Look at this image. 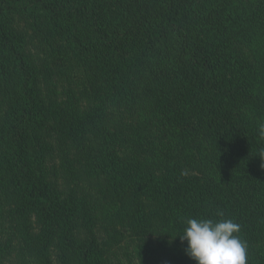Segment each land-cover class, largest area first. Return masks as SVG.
<instances>
[{
  "label": "trees",
  "instance_id": "1",
  "mask_svg": "<svg viewBox=\"0 0 264 264\" xmlns=\"http://www.w3.org/2000/svg\"><path fill=\"white\" fill-rule=\"evenodd\" d=\"M0 102V264H118L149 228L194 264L176 236L218 210L264 264V0H0Z\"/></svg>",
  "mask_w": 264,
  "mask_h": 264
},
{
  "label": "clouds",
  "instance_id": "2",
  "mask_svg": "<svg viewBox=\"0 0 264 264\" xmlns=\"http://www.w3.org/2000/svg\"><path fill=\"white\" fill-rule=\"evenodd\" d=\"M258 134L264 139V123L259 125ZM216 215L220 219L215 221L186 219L182 234L176 236L181 243L186 242L185 255L194 264H247L248 246L239 236L241 225L224 218L223 211L218 210Z\"/></svg>",
  "mask_w": 264,
  "mask_h": 264
},
{
  "label": "rangeland",
  "instance_id": "3",
  "mask_svg": "<svg viewBox=\"0 0 264 264\" xmlns=\"http://www.w3.org/2000/svg\"><path fill=\"white\" fill-rule=\"evenodd\" d=\"M23 21L25 20H21L22 23H20L18 26H16L18 29V31L21 29L23 34H26L28 37L24 38L25 41H23L21 38H19V40L23 43L24 42V49L27 53L31 54L34 56V61L35 64L37 65V67L42 66L41 63L43 64H47L50 63V50H55L58 49L59 46L63 47V41L59 42L58 40L54 41H43L44 39H42L41 37H39L33 30L32 25L30 23L29 20V25L27 26ZM31 36V37H30ZM39 59V60H38ZM49 83H54L52 81H50ZM40 87L42 88L44 86L45 83H41L40 82ZM4 118V108H3V104H1L0 102V125L3 124L2 119ZM87 186H84V190L89 192V194H92V190H90L89 188L87 189ZM101 201V197H99L97 199V202L100 203ZM87 209H91V207H88ZM88 211V210H87ZM89 212V211H88ZM92 213L90 212V215ZM92 216V215H91ZM98 221H105V219L102 218V216L97 217ZM97 225L93 226L89 228V226L87 227V232L90 234L89 229L91 230V233L95 232L96 237L101 238L103 240V238L107 237V234L111 231H109V228L107 229L106 227H104L103 224L101 223H96ZM6 226V225H5ZM84 230V231H86ZM2 231V230H0ZM108 232V233H106ZM144 236L139 238H136L134 233L130 232V231H123L121 233L120 236V240L119 242L116 244V248L115 250L113 248H111V250L116 254L114 257H116V259L113 257V259H111V261H113L112 263H118V264H146V257L150 254V253H158L159 255H161L162 257H164L166 260H168V264H171V260L169 258V251L165 246H162V241H166V244L169 242V239H160L158 238L155 234H153L152 229L149 228L148 230L144 231ZM5 235H2V232H0V244L3 243L4 240H2V237H4ZM97 238V239H98ZM165 244V245H166ZM53 253V252H52ZM139 253V254H138ZM56 254H52V264H61V262L57 261V258L55 256ZM119 257V258H117ZM145 258V261H143V259ZM9 263L5 262L3 264H16L14 261L13 257L9 258ZM153 264V261L151 262Z\"/></svg>",
  "mask_w": 264,
  "mask_h": 264
}]
</instances>
